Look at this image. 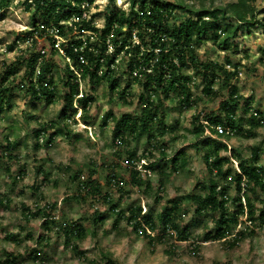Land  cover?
I'll use <instances>...</instances> for the list:
<instances>
[{"label": "rangeland", "instance_id": "374dc122", "mask_svg": "<svg viewBox=\"0 0 264 264\" xmlns=\"http://www.w3.org/2000/svg\"><path fill=\"white\" fill-rule=\"evenodd\" d=\"M162 1L178 6L184 4L195 9H209L224 7L237 0ZM26 2L28 0H15L0 20L1 64L14 62L16 59L8 47L19 38V30L34 27L35 23L43 21L41 15L33 21L34 11H28L25 7ZM99 5L101 10L106 8L107 11L109 0L102 2L100 0ZM256 6L262 13V18L264 0H258ZM177 13L178 20L188 16L182 9H178ZM100 18L102 16L98 15V19ZM252 31V35L246 31L241 34L235 40L238 47L236 49L232 47L228 54L234 64L241 62L239 71L242 72V76H238L234 81L243 96L238 117L243 114L245 105L251 98L253 109L264 114V33L260 27H254ZM198 54L203 61L226 60V55L213 42L201 44L198 47ZM59 69L57 66L52 76L55 85L62 91L63 83L59 79L61 72ZM24 73L25 68L22 67L17 74L19 80ZM121 79L123 78H119ZM194 81L196 82L194 95L201 97L202 80ZM219 86L220 83L217 82L216 88H220ZM125 87H128L132 94L126 102L120 99L119 93L113 91L110 84L101 83L96 90H92L96 99L89 110V119L86 123L78 115L77 122L61 119L64 111L61 101L51 106L45 103L35 104L15 83L11 109L8 106L0 111V256L4 252L24 253L27 248H37L45 249L43 254L45 261L34 262L25 258L22 264H107L109 257L119 264H264V226L259 222L255 227L252 226L255 228L254 233L247 236L236 248L228 246L231 237L227 241L201 242L203 235L214 229L212 218L195 217L194 205L190 201H183L178 213L181 217L178 223L184 228L189 227L190 240L181 242L177 240V236H173L169 238L170 240L167 238L163 242L151 243L149 239L139 236L126 222L115 225L117 217L109 211L110 205H106L102 199L87 196L79 200V196L85 195L81 184H86L91 171H94L96 174L94 179L99 181L103 193L107 192L113 196L114 204L119 210L128 211L130 207L142 206L143 212L150 214L157 221L156 217L172 202L180 201L190 194H202L198 184L215 178L208 170L205 155L217 144L226 147L220 151L222 156L233 159H237L239 154L250 159L254 148H259L258 165L264 167V128L260 129L259 136L255 139L228 138L207 131L199 147L194 145L197 139L192 134L193 116L203 109L217 111L219 107L218 102H209L204 96L198 106L187 109L178 108V104L172 98L165 100L159 118L169 127H176V132L159 137V144L156 147H154L156 142H150L147 136L142 137L137 143L132 141L119 145L115 122L110 120L105 125L104 116L112 111L114 117L120 119L125 114L138 115L142 111L139 104L141 87L132 81H120L118 88L122 90ZM70 115L71 112H68V118H73ZM43 123H53L55 127H50V131L42 135V139H38L36 132ZM50 134H56V138L52 145L47 146ZM209 140L213 143H207ZM8 142L18 144L13 155H8ZM129 150L136 152V163L140 166H145L146 162L159 160L160 167L167 168L169 172L175 158L180 162L181 158L185 157L187 164L166 181L161 192L157 189L161 184L160 174L151 172V175H145L146 182L153 186L152 191L145 193L131 186V170L125 165ZM161 152L166 153L165 159H162ZM39 168L46 174H40ZM142 170L143 174L149 171L145 167ZM111 173L125 181V184L124 181L121 182L124 184L123 190H119L115 183L109 185L108 175ZM77 174H80V179L75 180ZM120 197L122 199H119ZM263 201L264 192L257 190L252 202L256 205L258 214L264 209ZM46 204L57 206L54 214L59 223L78 222L85 228L86 237L78 243L80 249L85 251L84 258H78L72 249L65 245V239L61 234L47 231L43 218L31 221L24 219L23 205L34 210L37 206L42 208ZM96 211L102 213L105 220L95 226L88 219ZM244 219L246 217L241 219L242 226L239 227V224L236 229L234 228L233 234L244 228ZM157 226L161 233L163 226ZM9 234L20 236L23 241L26 239V244L17 246L5 240ZM27 234L32 235L33 239L28 240ZM40 237L46 241L39 246L36 242ZM46 243L48 247H44ZM193 243L199 245L197 255L193 254Z\"/></svg>", "mask_w": 264, "mask_h": 264}, {"label": "trees", "instance_id": "16d2710c", "mask_svg": "<svg viewBox=\"0 0 264 264\" xmlns=\"http://www.w3.org/2000/svg\"><path fill=\"white\" fill-rule=\"evenodd\" d=\"M86 1L93 3L95 0H33V4L26 2L25 7L30 12L34 11L33 21L41 15L45 23L57 24L61 33L66 35V32L70 33L72 30L61 26L60 22L74 16L81 17L82 10L78 5ZM129 1L131 4L130 11L126 14L116 6V0H109V6L105 14L108 26L102 36L104 37L111 30L114 23H118L121 27L126 25L129 29L128 35L131 34L132 30H136L141 45L144 46L145 52L144 56L141 57V61L148 65L152 58L158 56L159 62L154 66V74H146V81L139 84L142 90L139 96V104L140 107L142 104L146 105L142 108L140 114H125L117 119L114 117L113 112L109 111L104 116L105 125L110 120L115 122L117 139H121L122 144H127L132 143V141L137 143L142 137L147 136L150 142H156L154 146L156 147L159 144V137H165L169 132H176V127H169L159 118L165 100L172 98L178 104V108L187 109L198 106L199 101H202V96L208 99L209 102H218L219 107L217 111L203 109L193 116L192 134L197 139L194 144L197 148L202 143L203 135L207 131L228 138H257L260 129L264 128V114L260 111H253V98H251L245 105L243 114L238 117L241 107L240 101L243 96L234 81L239 76L241 62L234 64L228 54L232 47L234 49L238 47L235 40L245 31L247 34L252 35V29L260 27L264 33V16L261 18L262 13L259 12L256 6L258 0H237L224 7L209 9H195L184 4L178 6L162 0ZM14 2L15 0H0V20L3 19L4 12ZM178 9L185 11L188 16L178 20ZM36 24H34L35 27ZM77 25L80 30L90 29L89 22L78 23ZM206 42H213L226 55L225 62L203 61L201 59L198 54V47ZM72 43H77V40L73 39ZM15 47L16 41L8 47V50L13 51ZM155 49H160L158 55L155 54ZM68 50L71 56H75L71 50V44L68 45ZM139 52L140 48L136 46L133 49L135 56L132 63L134 61L140 63V59H137ZM87 56L90 60L89 53ZM38 58V54L30 53L17 57L14 62L0 63L2 66V72L0 73V111L8 106L11 109V100L16 83L21 90L25 91V96L35 104L45 103L47 106H51L61 101L64 106L61 119H70L77 122L76 116L81 112L80 118L87 123L90 110L89 104L90 102L94 103L96 99L94 95L89 94L78 99L80 106L74 108V101L79 93L78 85L73 84L71 79H68L62 82L63 90L60 91L58 86L55 85L50 64L43 65L40 75L35 78ZM22 67L25 68V73L19 80L17 74ZM167 69L171 70V77L167 86H163V78L166 76ZM90 73L92 78L96 79L92 90H96L103 79L98 78L94 72H90L88 69L87 74L90 75ZM196 79L202 80L203 83L201 97L194 95V86L196 85L194 80ZM217 82L220 83V88H216ZM109 83L112 90L115 91L117 80H109ZM154 84L155 86H153ZM127 90L128 87H125L119 91V97L124 102L127 101L129 96H132V94H128ZM150 91H154L158 95L157 101H151ZM68 112H71L70 117L73 118H68ZM216 126H223L229 132L220 135L215 129ZM50 127H55V125L53 123H43L36 132V138L40 139L42 135L49 132ZM55 135L50 134L47 146L52 145L56 138ZM207 143L213 142L209 140ZM17 145L15 142H8V155H13ZM223 148L226 149L225 146L217 144L205 155L208 170L215 178L198 184L202 194H190L180 201L172 202L156 217L157 221L150 214L144 213L142 206L130 207L128 211L119 210L118 206L114 204L115 199L113 196L107 192L103 193L99 181L94 179L96 175L94 171H91L88 182L81 184L80 187L85 190V195L82 196L83 198L79 196V200L85 199L87 196L102 199L106 205H110L109 211L116 215L115 225H119L124 221L139 236L149 239L151 243L155 241L163 242L167 238L170 240L169 238H173L170 231L176 233L178 241L188 242L190 240L189 227L184 228L178 223L181 219L178 216L181 203L190 201L195 208V217L211 216L214 225L213 230H208L203 235L200 239L201 242L227 241L231 237L228 246L236 248L247 236L254 233L257 222L264 226V209L261 214H258V209L252 202L253 195L257 190L264 192V167L258 165L259 148H254L250 159L239 154L237 156L238 161L232 157L222 156L220 151ZM161 156L162 159L167 157L166 153L163 152H161ZM136 160V152L129 150L125 165H127L126 161L131 163L132 161L136 162ZM180 162L177 158L173 159L169 172L167 168L162 169L160 167L159 160L146 162L143 167L150 172L160 174L161 184L157 189L161 192L166 181L179 173L187 164L185 157L181 158ZM235 162L238 164L237 167ZM127 167L131 170L130 178L133 188L145 193L153 190V186L146 182L145 175L141 170L136 169L134 165H131V167L128 165ZM38 171L40 174H46L41 168ZM77 179H80V174L75 176V180ZM108 180L109 185L115 183L119 190L124 189L122 186L125 181L115 173L109 174ZM121 182L124 184L122 185ZM232 192H234V195H232ZM119 199H122V197ZM262 203L264 204V201ZM56 210L57 206L54 204H46L42 208L37 206L34 210L23 205L22 215L27 221L43 218L44 227L47 231L61 234L65 239V245L71 248L78 258H84L85 251L80 249L78 243L86 237L85 228L78 222L64 221L59 223L54 214ZM244 217L247 218L250 225L244 223V228L233 234V231L242 223L241 219ZM104 220L103 214L98 211L88 219L95 226L103 223ZM157 225L163 226L161 233ZM252 226L254 227L252 228ZM141 230L142 234H140ZM26 238L28 240L33 239L30 234H27ZM5 240L17 246H24L27 242H25L26 239L23 241L20 236L13 234L6 235ZM45 241L46 239L40 237L36 243L40 246ZM44 247H48V244L46 243ZM44 250L27 248L24 253L4 252L0 256V264H22L25 258H29L34 262H44ZM192 250L193 254L197 255L199 245L193 243ZM107 259V264H119L112 257Z\"/></svg>", "mask_w": 264, "mask_h": 264}, {"label": "built area", "instance_id": "2783aa9c", "mask_svg": "<svg viewBox=\"0 0 264 264\" xmlns=\"http://www.w3.org/2000/svg\"><path fill=\"white\" fill-rule=\"evenodd\" d=\"M99 1L95 0L93 3L86 1L78 5L82 10L81 17L74 16L71 19L60 22L61 26L72 30L70 33L66 32V35H63L57 24L40 21L37 22L36 27H26L19 30V38L15 40L16 47L13 51H9L16 58L30 53L39 55L35 78L40 75L43 65L50 64L52 70L59 66L61 71L59 79L61 82L71 79L73 84L78 85L79 93L74 101V108H79L80 106L78 99L84 98L89 94L94 95L92 87L96 79L92 78L91 73L90 75L87 74L88 69L90 72H94L98 78L103 79L101 83L110 84L109 80H118L115 91L119 93L120 88H118V85L120 81H132L139 85L146 81V74H154V66L159 62L158 56L152 58L148 65L141 61V57L144 56L145 52L144 46L141 45L136 30H132L131 34L128 35L129 29L126 25L121 27L118 23H114L111 30L104 37L102 36L108 26L105 16L107 11L105 10L106 8L101 10ZM120 2L121 4H119ZM28 3L33 4V0H28ZM73 5L75 6L74 3ZM130 5L129 0H116V6L123 13H129ZM98 15L102 16V18L98 19ZM83 22H89L90 29L80 30L77 24ZM73 39L77 40V43H72ZM69 44H71V50L75 56L69 54ZM136 46L140 48V52L137 55V59H140L139 64L136 61L132 63L135 56L133 49ZM154 51L158 55L160 49H155ZM88 53L90 54V60L89 56H87ZM170 73L171 70L167 69L166 76L163 78V86H167L171 77ZM239 76H242L241 71ZM119 78L123 79L119 80ZM88 87H90V90H88ZM127 92L129 94L131 90H127ZM149 95L151 96V101H157L158 95L154 91H150ZM92 105L93 103L90 102L89 108H92ZM141 107L144 108L146 105L142 104ZM80 114L81 112L78 114L79 117ZM215 129L220 135L229 132L223 126H216ZM117 143L122 145L120 140ZM126 164L130 165V167L134 165L136 169L143 171V166L137 165L136 162L132 161L130 163L126 161ZM148 174L151 175V172L146 171L144 173L147 176ZM244 220L245 224L250 225L247 218ZM241 224L239 227L242 226ZM148 232L152 234L150 231ZM170 233L176 236L174 231H170ZM140 234H142V230Z\"/></svg>", "mask_w": 264, "mask_h": 264}, {"label": "crops", "instance_id": "0c3cea01", "mask_svg": "<svg viewBox=\"0 0 264 264\" xmlns=\"http://www.w3.org/2000/svg\"><path fill=\"white\" fill-rule=\"evenodd\" d=\"M253 111H257V110H254V109H253Z\"/></svg>", "mask_w": 264, "mask_h": 264}, {"label": "clouds", "instance_id": "9594fccd", "mask_svg": "<svg viewBox=\"0 0 264 264\" xmlns=\"http://www.w3.org/2000/svg\"><path fill=\"white\" fill-rule=\"evenodd\" d=\"M177 236V235H176Z\"/></svg>", "mask_w": 264, "mask_h": 264}]
</instances>
